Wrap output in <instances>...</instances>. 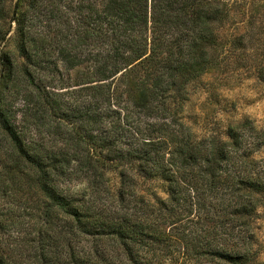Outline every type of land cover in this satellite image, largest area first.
<instances>
[{
    "label": "trees",
    "instance_id": "1",
    "mask_svg": "<svg viewBox=\"0 0 264 264\" xmlns=\"http://www.w3.org/2000/svg\"><path fill=\"white\" fill-rule=\"evenodd\" d=\"M230 1L16 0L8 27L0 9V43L12 24L17 38L0 58V175L32 203L23 258L0 247V264H264V128L200 136L186 107L229 66L264 84L263 21L223 41ZM137 178L165 197H139Z\"/></svg>",
    "mask_w": 264,
    "mask_h": 264
},
{
    "label": "rangeland",
    "instance_id": "2",
    "mask_svg": "<svg viewBox=\"0 0 264 264\" xmlns=\"http://www.w3.org/2000/svg\"><path fill=\"white\" fill-rule=\"evenodd\" d=\"M3 3V4H2ZM16 0H0L5 17V27L11 18L12 9ZM233 5L230 19L220 31L223 41L242 34L247 29L249 19L256 16L264 24V0H231ZM13 30L4 42L0 43V58L4 54H15L17 38L15 35V24ZM75 78L77 71L69 73ZM59 78V76H58ZM210 82L215 83V92L218 93L213 99L207 100V94L203 86L196 87L187 103V110L190 116V123L195 125L197 135H205L206 132H222L228 120L242 122L248 120L256 129L264 128V84L256 79L246 70H234L229 66L222 74L216 73L210 77ZM210 134V133H209ZM256 158H263L264 149L256 155ZM135 190L141 197V190H148L159 197H165L162 186L158 183L146 184L137 178ZM121 186L120 179L115 173H110V178L102 185L106 191L117 190ZM18 187L11 186L9 180L0 175V247L11 254L19 255L20 247L25 246V241L30 236L32 203L25 195L18 192ZM79 189L88 192L92 190L86 184L79 186ZM256 234L259 241L261 256L264 261V207L259 212V219L256 224ZM25 252V251H24ZM19 263L23 256L15 257Z\"/></svg>",
    "mask_w": 264,
    "mask_h": 264
}]
</instances>
